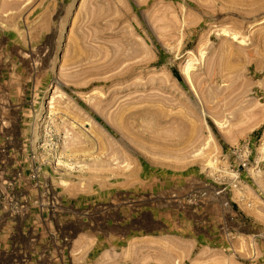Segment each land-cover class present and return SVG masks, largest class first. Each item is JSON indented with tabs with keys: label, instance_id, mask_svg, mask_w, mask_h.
I'll list each match as a JSON object with an SVG mask.
<instances>
[{
	"label": "rangeland",
	"instance_id": "rangeland-1",
	"mask_svg": "<svg viewBox=\"0 0 264 264\" xmlns=\"http://www.w3.org/2000/svg\"><path fill=\"white\" fill-rule=\"evenodd\" d=\"M0 264H264V0H0Z\"/></svg>",
	"mask_w": 264,
	"mask_h": 264
},
{
	"label": "bare ground",
	"instance_id": "bare-ground-1",
	"mask_svg": "<svg viewBox=\"0 0 264 264\" xmlns=\"http://www.w3.org/2000/svg\"><path fill=\"white\" fill-rule=\"evenodd\" d=\"M224 30H226V29H224ZM234 34H235V33H234ZM234 34H233V35H234ZM23 53H24V52H23ZM26 54H27V53H26ZM35 59H36V57H35ZM33 63H34V62H33ZM34 64H35V63H34ZM189 67H190V64H187L186 67H185V71H186V73H187V70L189 69ZM187 75H188V74H187ZM51 98H53V96H52ZM58 159H59V158H58ZM208 163H209V164H212L213 162H212L211 159H209V160H208Z\"/></svg>",
	"mask_w": 264,
	"mask_h": 264
}]
</instances>
